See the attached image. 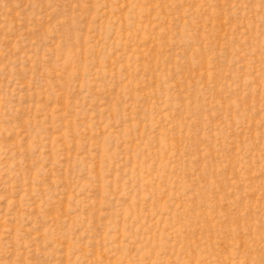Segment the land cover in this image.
I'll return each mask as SVG.
<instances>
[{
	"label": "rangeland",
	"instance_id": "1",
	"mask_svg": "<svg viewBox=\"0 0 264 264\" xmlns=\"http://www.w3.org/2000/svg\"><path fill=\"white\" fill-rule=\"evenodd\" d=\"M0 264H264V0H0Z\"/></svg>",
	"mask_w": 264,
	"mask_h": 264
}]
</instances>
